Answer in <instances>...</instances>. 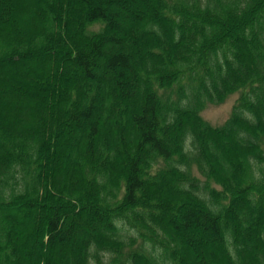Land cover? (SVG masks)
Wrapping results in <instances>:
<instances>
[{"label": "trees", "instance_id": "obj_1", "mask_svg": "<svg viewBox=\"0 0 264 264\" xmlns=\"http://www.w3.org/2000/svg\"><path fill=\"white\" fill-rule=\"evenodd\" d=\"M0 264H264V0H0Z\"/></svg>", "mask_w": 264, "mask_h": 264}, {"label": "rangeland", "instance_id": "obj_2", "mask_svg": "<svg viewBox=\"0 0 264 264\" xmlns=\"http://www.w3.org/2000/svg\"><path fill=\"white\" fill-rule=\"evenodd\" d=\"M31 12H33V8L31 9L30 13ZM30 13H29V15H30ZM29 15L27 14L26 18H28ZM121 26L125 27V25H123V24H121ZM33 63L34 62H29V65L32 66V65H34ZM6 90H7V88H5V91ZM237 96H238V94L234 93V94H231L230 96H228L226 98V100L222 103L207 105L201 111L202 117L204 119H206L208 122H210L212 125L222 124L225 121V119L230 115L232 106H233L234 101L237 98ZM80 225H81V223H80ZM82 226H84V224H82Z\"/></svg>", "mask_w": 264, "mask_h": 264}]
</instances>
